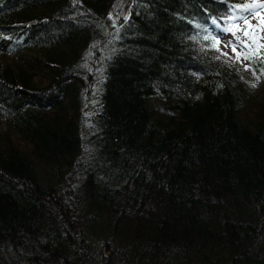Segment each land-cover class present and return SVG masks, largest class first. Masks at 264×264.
Instances as JSON below:
<instances>
[{
    "label": "trees",
    "instance_id": "trees-1",
    "mask_svg": "<svg viewBox=\"0 0 264 264\" xmlns=\"http://www.w3.org/2000/svg\"><path fill=\"white\" fill-rule=\"evenodd\" d=\"M247 1L0 0V264H264Z\"/></svg>",
    "mask_w": 264,
    "mask_h": 264
},
{
    "label": "rangeland",
    "instance_id": "rangeland-1",
    "mask_svg": "<svg viewBox=\"0 0 264 264\" xmlns=\"http://www.w3.org/2000/svg\"><path fill=\"white\" fill-rule=\"evenodd\" d=\"M251 2L252 0L247 1V3ZM262 17H264V8L260 9L259 16L255 14L246 15L245 19H247L251 23V25L253 26L251 31L255 35V37L258 38V43L253 47L252 51L257 52L258 50V55L264 57V47H260V45H264V23H261ZM229 25H232L234 28L238 25L240 29L247 30L243 20H230L226 23H218L217 21H212V24H209V26L207 27H199L200 30L197 39L205 41V36L212 37L214 39L206 40L209 41L206 47L210 51L211 49H213L216 54L227 53L231 56V58H236L229 43L230 41L235 43V39L230 32L223 31V29L225 27H228ZM215 41H219L217 47L212 46ZM239 62L245 70V84L248 88V91L252 94L255 92L258 93L260 88L264 86V79L261 78V75L258 76L256 74V71L252 69V62L242 59ZM245 65H250L247 70L245 69ZM257 77H259V79H257ZM253 84L255 85L254 87Z\"/></svg>",
    "mask_w": 264,
    "mask_h": 264
},
{
    "label": "snow or ice",
    "instance_id": "snow-or-ice-1",
    "mask_svg": "<svg viewBox=\"0 0 264 264\" xmlns=\"http://www.w3.org/2000/svg\"><path fill=\"white\" fill-rule=\"evenodd\" d=\"M261 8H264V0H252L251 3H244L233 6L232 15H230L228 19L236 21L243 20L247 28V30H244L240 29L238 25L235 28L232 25H229L228 27H225L223 29V31L225 32H230L235 39V43L231 41L229 42L232 47V52L236 57L234 63L239 62L241 59L248 60L252 63H255L257 60H264V57L258 55V50L257 52L252 51L253 47L258 43V38L255 37V35L251 31L253 28L251 23L247 19H245L246 15L255 14L259 16ZM125 19H127V17H125ZM261 23H264V17L261 18ZM204 39L209 40L214 38L205 36ZM218 44L219 41H215L212 46L217 47ZM260 47H264V45H260ZM223 55L227 56L228 54L223 53ZM218 58L219 57H217V59ZM249 66L250 65H245V69L247 70ZM257 79H259V77H257ZM254 86L255 85L253 84V87Z\"/></svg>",
    "mask_w": 264,
    "mask_h": 264
},
{
    "label": "water",
    "instance_id": "water-1",
    "mask_svg": "<svg viewBox=\"0 0 264 264\" xmlns=\"http://www.w3.org/2000/svg\"><path fill=\"white\" fill-rule=\"evenodd\" d=\"M125 17H126V16L122 17V19L124 20ZM112 26H114V27H118V26H119V23H116V21L113 20V22H112Z\"/></svg>",
    "mask_w": 264,
    "mask_h": 264
},
{
    "label": "bare ground",
    "instance_id": "bare-ground-1",
    "mask_svg": "<svg viewBox=\"0 0 264 264\" xmlns=\"http://www.w3.org/2000/svg\"><path fill=\"white\" fill-rule=\"evenodd\" d=\"M83 62V61H82ZM80 63V62H79Z\"/></svg>",
    "mask_w": 264,
    "mask_h": 264
}]
</instances>
